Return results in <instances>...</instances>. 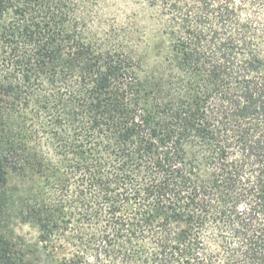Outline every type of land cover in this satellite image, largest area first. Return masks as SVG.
<instances>
[{"label": "trees", "instance_id": "obj_1", "mask_svg": "<svg viewBox=\"0 0 264 264\" xmlns=\"http://www.w3.org/2000/svg\"><path fill=\"white\" fill-rule=\"evenodd\" d=\"M0 264H264V0H0Z\"/></svg>", "mask_w": 264, "mask_h": 264}, {"label": "rangeland", "instance_id": "obj_2", "mask_svg": "<svg viewBox=\"0 0 264 264\" xmlns=\"http://www.w3.org/2000/svg\"><path fill=\"white\" fill-rule=\"evenodd\" d=\"M108 5L110 8L117 9V10H123V7L121 6L122 4L119 2L110 1ZM118 14H120V13H118ZM16 232L20 235L25 236L28 239H31V240H34L37 236V231L35 229H33L30 226H25V225L19 226L16 229Z\"/></svg>", "mask_w": 264, "mask_h": 264}]
</instances>
